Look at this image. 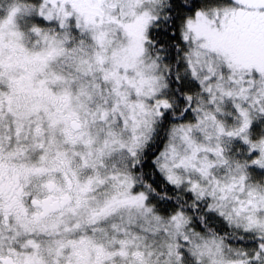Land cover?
Wrapping results in <instances>:
<instances>
[{
    "label": "snow or ice",
    "instance_id": "snow-or-ice-1",
    "mask_svg": "<svg viewBox=\"0 0 264 264\" xmlns=\"http://www.w3.org/2000/svg\"><path fill=\"white\" fill-rule=\"evenodd\" d=\"M0 264H264V0H0Z\"/></svg>",
    "mask_w": 264,
    "mask_h": 264
}]
</instances>
